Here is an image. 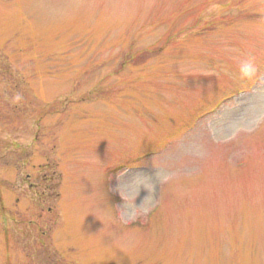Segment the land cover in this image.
Masks as SVG:
<instances>
[{
  "label": "rangeland",
  "instance_id": "374dc122",
  "mask_svg": "<svg viewBox=\"0 0 264 264\" xmlns=\"http://www.w3.org/2000/svg\"><path fill=\"white\" fill-rule=\"evenodd\" d=\"M0 44V264H264V0H0Z\"/></svg>",
  "mask_w": 264,
  "mask_h": 264
},
{
  "label": "flooded vegetation",
  "instance_id": "af4514ba",
  "mask_svg": "<svg viewBox=\"0 0 264 264\" xmlns=\"http://www.w3.org/2000/svg\"><path fill=\"white\" fill-rule=\"evenodd\" d=\"M17 66L18 60L14 63L13 58L5 56L0 44V122L19 121L20 117L29 119L35 114L34 93L29 85L20 83Z\"/></svg>",
  "mask_w": 264,
  "mask_h": 264
},
{
  "label": "clouds",
  "instance_id": "9594fccd",
  "mask_svg": "<svg viewBox=\"0 0 264 264\" xmlns=\"http://www.w3.org/2000/svg\"><path fill=\"white\" fill-rule=\"evenodd\" d=\"M244 71L246 74H249L251 71H253V69L251 68V66H247Z\"/></svg>",
  "mask_w": 264,
  "mask_h": 264
},
{
  "label": "bare ground",
  "instance_id": "6f19581e",
  "mask_svg": "<svg viewBox=\"0 0 264 264\" xmlns=\"http://www.w3.org/2000/svg\"><path fill=\"white\" fill-rule=\"evenodd\" d=\"M260 129H262V128H260ZM260 129H259V130H260ZM159 211H160V210H159Z\"/></svg>",
  "mask_w": 264,
  "mask_h": 264
}]
</instances>
